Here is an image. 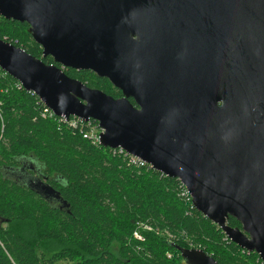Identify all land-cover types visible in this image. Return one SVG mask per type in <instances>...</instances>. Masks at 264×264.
<instances>
[{
  "label": "water",
  "instance_id": "1",
  "mask_svg": "<svg viewBox=\"0 0 264 264\" xmlns=\"http://www.w3.org/2000/svg\"><path fill=\"white\" fill-rule=\"evenodd\" d=\"M153 9L166 27L172 17L178 23L174 65L165 52L159 71L163 87L128 69L131 30ZM0 15L26 22L43 57L62 65L0 38V68L56 115L98 121L102 146L180 179L199 212L264 261V0H0ZM64 67L106 77L122 96ZM31 186L66 202L41 179ZM176 248L187 264H219L204 249Z\"/></svg>",
  "mask_w": 264,
  "mask_h": 264
},
{
  "label": "trees",
  "instance_id": "2",
  "mask_svg": "<svg viewBox=\"0 0 264 264\" xmlns=\"http://www.w3.org/2000/svg\"><path fill=\"white\" fill-rule=\"evenodd\" d=\"M28 28L0 15V38L55 63L43 57ZM66 73L120 94L90 70ZM45 107L0 68V264H187L176 248L189 247L187 238L219 264H264L182 197L179 179L128 165L123 155L93 145L81 130L42 117ZM13 166L19 179L6 170ZM36 179L60 191L66 202L36 191ZM139 221L164 235L147 231L138 240L133 231ZM228 224L241 227L232 216ZM166 232L175 235L173 242Z\"/></svg>",
  "mask_w": 264,
  "mask_h": 264
},
{
  "label": "flooded vegetation",
  "instance_id": "3",
  "mask_svg": "<svg viewBox=\"0 0 264 264\" xmlns=\"http://www.w3.org/2000/svg\"><path fill=\"white\" fill-rule=\"evenodd\" d=\"M157 6L163 7L165 5L161 3ZM161 17V11L158 9L150 10L149 13H147L146 11L139 23L132 28V36L130 35V37L134 41L129 45L128 69L132 70L134 67L138 68L140 71V77L143 81L147 82L148 80H153L155 81V83H158L160 86L163 87V85H161L163 81L159 82V71L161 70V65H165L163 54L165 52L167 53L166 64L168 66H173V55L180 44L175 35L178 25V23L176 24L175 18L172 17L171 22L166 27V25L162 23V20H160ZM165 30L168 31V33L164 34ZM160 54H162V56H160ZM51 57L52 56H48L47 59L50 60L53 58ZM55 64L62 67V65L59 63L55 62ZM64 69L66 72H71L74 70L78 72L81 71L71 67H64ZM69 76L77 78V76L79 75L77 74L75 76ZM95 76L99 79H107L110 82V80L106 77H100L96 74ZM134 82H138V84L140 85H145L136 79L134 80ZM111 85L115 87L112 83ZM115 88L117 89V91L120 92V94L116 91L117 95H119L114 97H121L122 91L117 87ZM116 92L112 94H116ZM152 95L153 91L150 96ZM129 99L136 106H138L134 94L131 93ZM6 170L8 174L19 179L20 175L17 167L13 166L11 169L7 167Z\"/></svg>",
  "mask_w": 264,
  "mask_h": 264
},
{
  "label": "built area",
  "instance_id": "4",
  "mask_svg": "<svg viewBox=\"0 0 264 264\" xmlns=\"http://www.w3.org/2000/svg\"><path fill=\"white\" fill-rule=\"evenodd\" d=\"M40 101L43 103L41 99ZM41 115L44 118L59 119V121H61L63 125L69 126L73 130H81L83 137L89 140L93 145L102 146L101 133L104 132V129L99 125L98 121L94 119L85 121L81 117H77V116H72L71 118H66V116L58 117V115H56L55 112L51 110L50 108H48L47 106L45 107L44 110L41 111ZM110 149L112 150L113 154L123 155V158L127 160L128 165L129 164L136 165L138 168L145 167L147 169H154L152 164L148 163L146 160L136 155L128 153L125 149L121 147L110 148ZM162 175H165V174L162 173ZM179 182H180L179 189H180L181 196L184 197L187 201L192 202V206L194 207L193 201H192L193 198H192L190 191L187 189L185 184L180 181V179H179ZM147 231L164 235V232H162L158 226H155L154 224L149 223L147 221H139L137 223V227L133 231V236L137 238L138 240L144 239V232H147ZM166 233H167V239L170 242H173V239H175V235L170 234L169 232H166ZM187 242L189 244V248L202 249L200 244L196 243L194 239L187 238ZM168 255L171 256L170 253H168Z\"/></svg>",
  "mask_w": 264,
  "mask_h": 264
},
{
  "label": "rangeland",
  "instance_id": "5",
  "mask_svg": "<svg viewBox=\"0 0 264 264\" xmlns=\"http://www.w3.org/2000/svg\"><path fill=\"white\" fill-rule=\"evenodd\" d=\"M114 247H115V249H116V248H117V245L115 244Z\"/></svg>",
  "mask_w": 264,
  "mask_h": 264
}]
</instances>
